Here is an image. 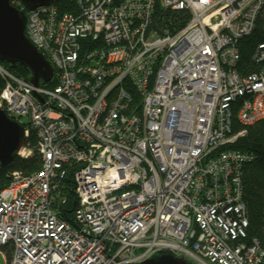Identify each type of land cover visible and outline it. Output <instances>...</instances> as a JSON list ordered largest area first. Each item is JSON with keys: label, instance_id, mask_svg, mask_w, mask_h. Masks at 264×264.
<instances>
[{"label": "built area", "instance_id": "built-area-1", "mask_svg": "<svg viewBox=\"0 0 264 264\" xmlns=\"http://www.w3.org/2000/svg\"><path fill=\"white\" fill-rule=\"evenodd\" d=\"M11 4L58 83L36 87L0 61V108L28 117L41 155L39 170L0 181L6 264H136L159 251L193 264H264L243 199L253 156L228 147L264 118V40L260 69H237L264 0H77L66 13ZM159 8L189 17L159 31ZM68 167L76 224L54 208Z\"/></svg>", "mask_w": 264, "mask_h": 264}, {"label": "trees", "instance_id": "trees-1", "mask_svg": "<svg viewBox=\"0 0 264 264\" xmlns=\"http://www.w3.org/2000/svg\"><path fill=\"white\" fill-rule=\"evenodd\" d=\"M13 1V0H10ZM20 1V0H18ZM55 6L61 13L76 12L78 10L77 0H58ZM189 17L186 10H171L159 8L155 16V27L159 31L170 28L171 30L182 27ZM176 26V27H175ZM264 40V8L258 16L254 29L248 36H244L238 43L240 50V58L237 63V69L241 74H248L258 71L261 64L254 60V53L258 46ZM3 64L11 71L24 79L30 81V70L18 63L15 66L7 62ZM5 79L0 76V91L3 89ZM58 83L56 75L50 82H41V86L52 89ZM135 102H138L140 95L133 90ZM239 101L234 103L233 107V132L239 131L242 125L236 116V107ZM25 128L29 130L25 136L24 146L32 150V154L27 157L16 155L14 160L7 166L0 167V181L4 185L9 181V174L19 169L25 173H33L41 167V155L38 152V137L36 132L30 127L28 122H23ZM247 132L241 136L234 144L229 147L237 148L249 152L254 156L250 161L245 162L242 166V184L243 199L247 207V215L249 218L248 239L258 237L264 243V118L246 127ZM234 146V147H233ZM69 171L62 180L60 187V196L65 198V202H60L58 198L54 204L58 215L72 224H76L75 210L77 208L78 199L74 188L73 168L68 167Z\"/></svg>", "mask_w": 264, "mask_h": 264}, {"label": "water", "instance_id": "water-1", "mask_svg": "<svg viewBox=\"0 0 264 264\" xmlns=\"http://www.w3.org/2000/svg\"><path fill=\"white\" fill-rule=\"evenodd\" d=\"M28 10L56 3L58 0H20ZM27 15L11 4L0 0V61L12 66L20 63L31 72L30 82L39 86L41 82L53 80L51 62L35 47L26 35ZM34 94L38 96L35 92ZM39 97V96H38ZM40 98V97H39ZM25 126L0 108V166L10 164L24 146ZM136 264H193L184 257L170 251H159Z\"/></svg>", "mask_w": 264, "mask_h": 264}, {"label": "rangeland", "instance_id": "rangeland-1", "mask_svg": "<svg viewBox=\"0 0 264 264\" xmlns=\"http://www.w3.org/2000/svg\"><path fill=\"white\" fill-rule=\"evenodd\" d=\"M20 121L27 122L28 121V117L27 116H22ZM6 263H7L6 256L3 255V254H0V264H6Z\"/></svg>", "mask_w": 264, "mask_h": 264}, {"label": "bare ground", "instance_id": "bare-ground-1", "mask_svg": "<svg viewBox=\"0 0 264 264\" xmlns=\"http://www.w3.org/2000/svg\"><path fill=\"white\" fill-rule=\"evenodd\" d=\"M163 9H164V8H163ZM154 23H155V22H154ZM156 27H157V26H156ZM175 27H176V26H175ZM229 146H230V145H229ZM229 146H228V147H229ZM233 147H234V146H233ZM230 148H232V147H230ZM240 150H241V149H240ZM243 151H244V150H243ZM253 157H254V156H253ZM77 205H78V204H77Z\"/></svg>", "mask_w": 264, "mask_h": 264}]
</instances>
